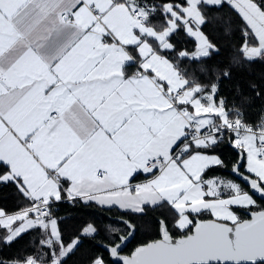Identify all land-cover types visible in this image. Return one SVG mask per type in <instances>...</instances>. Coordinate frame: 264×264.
Returning a JSON list of instances; mask_svg holds the SVG:
<instances>
[{
	"label": "snow or ice",
	"instance_id": "1",
	"mask_svg": "<svg viewBox=\"0 0 264 264\" xmlns=\"http://www.w3.org/2000/svg\"><path fill=\"white\" fill-rule=\"evenodd\" d=\"M215 25L239 33L227 62ZM255 65L264 0H0V187L18 196L0 246L30 237L0 264H67L85 239L102 251L84 264H264ZM226 150L239 182L213 174ZM65 203L118 226L68 234Z\"/></svg>",
	"mask_w": 264,
	"mask_h": 264
},
{
	"label": "trees",
	"instance_id": "2",
	"mask_svg": "<svg viewBox=\"0 0 264 264\" xmlns=\"http://www.w3.org/2000/svg\"><path fill=\"white\" fill-rule=\"evenodd\" d=\"M221 14L230 16L234 21L238 22L239 18L236 17L235 14L232 13V10L228 7H225ZM205 31L209 35L210 39L217 43L221 48V54L216 57L215 60L227 62L232 55L233 44L239 39L238 31L235 35L226 36L219 25L209 26L205 29ZM188 46L191 47V45ZM262 76H264V65H255L249 73L245 74L244 79H255L259 81ZM261 103L262 102L259 100L256 101L257 108ZM224 159L229 167L226 169H220L213 174L234 179L226 172V170L230 169L231 164L235 162V156L230 150H226L224 152ZM0 207H4L9 211H13L18 207V196L14 187H0ZM57 214L64 218V228L68 234H74L82 226L91 222L100 228L101 236H104L106 235L105 226L110 224L113 226V224H117L116 221L111 218L119 217L121 213L120 211L114 209H101L95 205L91 207H84L82 205L72 207L65 203L59 207ZM145 238L146 236L144 235V231L141 229V231L137 232L135 239L128 245V248L125 249V251L135 247L136 243ZM29 239L30 237L26 234L24 238L19 240V242L14 246H0V254L5 256L17 254L27 247ZM97 251H102V249H99L98 244L95 241L90 242L88 239H85L80 247V250L68 259L67 264H84L87 256Z\"/></svg>",
	"mask_w": 264,
	"mask_h": 264
},
{
	"label": "water",
	"instance_id": "3",
	"mask_svg": "<svg viewBox=\"0 0 264 264\" xmlns=\"http://www.w3.org/2000/svg\"><path fill=\"white\" fill-rule=\"evenodd\" d=\"M226 172L231 175L234 179H236L238 182H239V178L235 177L232 173H231V168L230 169H227ZM117 218L118 217H114V218H111L112 220L114 221H117Z\"/></svg>",
	"mask_w": 264,
	"mask_h": 264
},
{
	"label": "crops",
	"instance_id": "4",
	"mask_svg": "<svg viewBox=\"0 0 264 264\" xmlns=\"http://www.w3.org/2000/svg\"><path fill=\"white\" fill-rule=\"evenodd\" d=\"M220 176H222V175H220ZM222 177H224V178H227V179H230V178H228V177H226V176H222ZM98 207V206H97ZM98 208H100V207H98ZM102 209V208H101ZM114 210H118V209H115L114 208ZM119 211V210H118Z\"/></svg>",
	"mask_w": 264,
	"mask_h": 264
},
{
	"label": "rangeland",
	"instance_id": "5",
	"mask_svg": "<svg viewBox=\"0 0 264 264\" xmlns=\"http://www.w3.org/2000/svg\"><path fill=\"white\" fill-rule=\"evenodd\" d=\"M113 226H118L117 224H113Z\"/></svg>",
	"mask_w": 264,
	"mask_h": 264
},
{
	"label": "flooded vegetation",
	"instance_id": "6",
	"mask_svg": "<svg viewBox=\"0 0 264 264\" xmlns=\"http://www.w3.org/2000/svg\"><path fill=\"white\" fill-rule=\"evenodd\" d=\"M130 244V243H129Z\"/></svg>",
	"mask_w": 264,
	"mask_h": 264
}]
</instances>
